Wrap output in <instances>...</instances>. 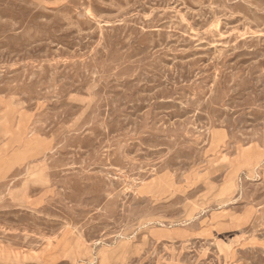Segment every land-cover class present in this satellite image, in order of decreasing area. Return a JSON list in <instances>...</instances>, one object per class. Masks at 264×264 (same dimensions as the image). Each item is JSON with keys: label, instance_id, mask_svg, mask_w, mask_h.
Here are the masks:
<instances>
[{"label": "rangeland", "instance_id": "obj_1", "mask_svg": "<svg viewBox=\"0 0 264 264\" xmlns=\"http://www.w3.org/2000/svg\"><path fill=\"white\" fill-rule=\"evenodd\" d=\"M0 264H264V0H0Z\"/></svg>", "mask_w": 264, "mask_h": 264}]
</instances>
